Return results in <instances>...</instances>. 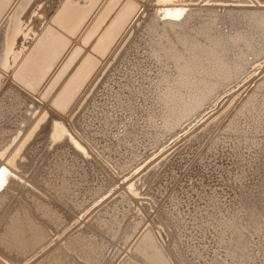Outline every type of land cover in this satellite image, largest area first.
<instances>
[{
    "label": "bare ground",
    "instance_id": "bare-ground-1",
    "mask_svg": "<svg viewBox=\"0 0 264 264\" xmlns=\"http://www.w3.org/2000/svg\"><path fill=\"white\" fill-rule=\"evenodd\" d=\"M18 2L0 0V168L12 173L0 189V258L7 264H172L171 258L264 264V78L202 134L220 125L234 148H253L249 161L234 166L240 183L229 178L236 184L229 205L221 208L226 195L214 203L216 191L209 195L213 213L205 207V214H192V198L189 217L155 205L163 200L154 189L162 162L150 160L209 108L232 101L226 94L253 71L264 73V0H135L139 8L130 21L119 15L126 0H118L87 45L84 37L110 0L86 9L90 15L75 34L58 15L65 0H50L43 18L32 22L35 10L25 15L32 0ZM89 2L71 0L82 10ZM178 8L187 9L180 19L163 18L165 9ZM48 61L51 71L35 83L31 70ZM149 208L157 212L152 227L139 212ZM157 223L170 229L165 243L154 234ZM209 234L212 245L205 241Z\"/></svg>",
    "mask_w": 264,
    "mask_h": 264
},
{
    "label": "rangeland",
    "instance_id": "rangeland-1",
    "mask_svg": "<svg viewBox=\"0 0 264 264\" xmlns=\"http://www.w3.org/2000/svg\"><path fill=\"white\" fill-rule=\"evenodd\" d=\"M15 1V2H14ZM20 1V0H19ZM36 1H38V0H32V2H30V4H29V6H28V8H27V12H26V16H27V14L28 13H30V11H32V9L33 10H35L32 14H31V18H29V20H28V22L30 21V22H32L33 21V19L34 18H43V13H42V11H43V8H40L39 6H38V2H36ZM18 0H13V6L14 5H16L15 7H17L18 6ZM17 3V4H16ZM40 3H42V4H44L45 5V7L46 6H48V5H50V0H40ZM33 4V5H32ZM38 10V11H37ZM41 14V15H40ZM26 16H25V18H26ZM34 17V18H33ZM263 66H264V64H263ZM261 72V69H258V70H256V71H253L246 79H244L239 85H238V87L237 88H235V89H233V90H231L230 92H228L226 95H229V96H233V100L232 101H229V102H227V103H223V102H221V103H219V104H216L215 106H213V108H209L207 111H205L203 114H202V116H200L199 118H198V120L196 121V122H194L193 124H192V126L190 127V128H188L184 133H182L181 135L180 134H178L172 141H171V148L169 149V145L168 146H166V147H163V148H160V150L159 151H157L156 152V155L155 156H153L150 160H156L157 159V161L156 162H162V166L160 165V167L158 166L155 170H156V173H157V180H158V183H155L154 184V189H155V193H156V195H158L160 198H163V200L162 199H160L158 196H157V199L159 200L160 199V201L161 202H159V201H157L156 202V204L155 205H158V206H162L163 204V206L162 207H164L165 208V206H168V207H166V209H169V210H175V211H179V214H181V215H186V217H189V216H191L192 214H194V215H198L199 216V214H201L198 210H200L201 212H202V214H205L206 212H203V210H205V207L207 208V207H209V209L211 208V207H213L214 208V204L212 203L211 205H209L210 204V194H213L215 191L217 192H215V194L217 195L218 194V196H220L219 197V199L217 198L218 196H216L215 198L217 199L216 201L214 200V203L216 202V203H218L219 201H221V202H223L224 201V199H225V202H223V203H221V202H219V203H221L222 204V206H221V208L226 204H230L231 203V201H229L230 199H232V195L233 194H231V193H234V186H236V184H234V183H240V182H238V180L236 179V178H234L235 176H234V173L235 172H233V171H236L235 169V167H236V165H237V163H242V162H247V161H249L250 159H251V157H253L252 156V154H253V152H252V150H253V148L251 147H248V148H245V146H243L242 145V147L241 146H239V147H233L231 144H232V142H231V140L230 139H226V132L225 131H223V129H222V127H220L219 128V126L220 125H217V126H215V127H213V129L212 128H210L209 129V131L208 132H206V134H204V135H202L203 134V131H205V129H207V127L209 126V125H213L214 126V122H216L220 117H223L226 113H227V111H229V110H233L234 108L232 107L233 106V102H236L237 100H239V99H244L245 97H247V95H248V93L251 91V89L252 88H254L255 86H256V84L262 79V78H264V73H260ZM231 108V109H230ZM231 111H229V113L231 112ZM228 113V114H229ZM228 114H227V116H228ZM227 117H225V119H226ZM220 119H222V118H220ZM219 119V120H220ZM219 128V129H218ZM196 129V130H195ZM211 129H212V131H214V132H212L211 131ZM198 130V131H197ZM222 131V132H221ZM194 132V133H193ZM202 132V133H201ZM196 133V134H195ZM225 133V134H224ZM199 134V135H198ZM208 134V135H207ZM221 134V135H220ZM192 135V136H191ZM202 137H201V136ZM215 135V136H214ZM212 136V137H211ZM214 136V137H213ZM225 136V137H224ZM186 137V138H185ZM201 137V138H200ZM220 137V138H219ZM224 137V138H223ZM228 137V136H227ZM183 138H185V141L183 140ZM196 138V139H195ZM203 139V140H202ZM219 139V140H218ZM222 139V140H221ZM224 139H226V141L228 140V142L230 143H228V145H227V143H226V141L224 140ZM200 140V141H199ZM201 143V144H199V142ZM217 141V142H216ZM220 141V142H219ZM216 142V143H215ZM194 143V144H193ZM222 143H223V145H222ZM192 144V146H190ZM197 146H196V145ZM204 144V145H203ZM207 144V145H206ZM213 144H214V146H213ZM226 144V145H225ZM173 145V146H172ZM200 145V146H199ZM216 145H219V147L218 146H216ZM222 145V146H221ZM189 146V147H188ZM195 146H196V148H195ZM232 146V147H231ZM193 147V148H192ZM197 147H198V149H197ZM209 147H210V149H209ZM205 148V149H204ZM208 148V149H207ZM218 148V149H217ZM222 148V149H221ZM223 148H225V149H223ZM232 148V149H231ZM235 150H234V149ZM241 148L242 149H244V150H242L244 153H242V151H239V150H241ZM221 149V150H220ZM236 149H238V153H237V151H236ZM246 149H248L247 151H246ZM250 149H252V150H250ZM207 150V151H206ZM222 150H223V152H222ZM249 150H250V152H252V153H250L249 152ZM203 151V152H202ZM209 151V152H208ZM212 151V152H211ZM221 152V153H220ZM236 152V153H235ZM241 152V153H240ZM179 153V154H178ZM205 153V154H204ZM211 153H214V154H216V155H214V154H211ZM249 155H248V154ZM177 154V155H176ZM204 154V155H203ZM207 154H209V155H207ZM211 154V155H210ZM222 154H224V155H222ZM227 154V155H226ZM234 154V155H233ZM187 155H188V157H187ZM206 155H207V157H206ZM222 155V156H221ZM230 155L232 156V158L230 157ZM236 155V156H235ZM239 155H241V160H240V156ZM243 155V156H242ZM245 155V156H244ZM175 156H176V158H175ZM183 156V157H182ZM210 156V157H209ZM211 156H215V157H211ZM223 156H226V157H223ZM233 156H235V157H233ZM250 156V157H249ZM171 157V158H170ZM179 157V159H177ZM229 157V158H228ZM182 160H181V159ZM189 158H191V159H189ZM221 158V159H220ZM224 158V160H222ZM247 158V159H246ZM165 159V160H164ZM177 159V160H176ZM186 159V160H185ZM189 159V160H188ZM226 159V160H225ZM230 160V161H228V160ZM234 161H233V160ZM238 159V160H237ZM245 159V161H243V160ZM160 160V161H159ZM174 160V161H173ZM176 160V161H175ZM185 160V161H184ZM182 161H184V162H182ZM187 161V162H186ZM173 162V163H172ZM178 162H180L179 164H181V165H179L178 164ZM148 163V162H147ZM147 163H145L144 164V167L147 165ZM167 163V164H166ZM174 165V163H176V165H172V164ZM229 163H231V164H229ZM234 163V164H233ZM154 164L155 163H153L152 164V166H150L149 167V169L148 170H150L151 168H153V166H154ZM196 166H194V165ZM233 164V165H232ZM164 165H166V166H164ZM214 165V166H213ZM220 165V166H219ZM224 165H226L227 167H225ZM231 167H230V166ZM176 166H177V168H176ZM181 168H180V167ZM212 166V167H211ZM235 166V167H234ZM262 166H264V162H262ZM170 167V168H169ZM171 167H172V169H171ZM186 167V168H185ZM199 168V170H198V168ZM228 167H229V169H228ZM233 167V168H232ZM244 167H246V165L244 166ZM142 168H143V166H142ZM161 168V169H160ZM174 168H176L175 169V173H176V171H177V169L179 170V171H177V175L175 176V173H174ZM182 168H184V169H182ZM196 168V169H195ZM224 168V169H223ZM225 168H227V169H225ZM231 168V169H230ZM166 169L168 170V173H167V171H166ZM189 169V170H188ZM210 169V170H209ZM215 169H217V170H215ZM160 170V171H159ZM182 170H184V171H182ZM228 172H226V171ZM232 172H231V171ZM164 171V172H163ZM172 171V172H171ZM199 171H201V172H199ZM204 171V172H203ZM208 171L210 172L209 174H208ZM220 171H223V173L222 172H220ZM169 172H170V174H169ZM180 172V173H179ZM185 172H187V174L185 173ZM225 172V173H224ZM230 172H231V174H230ZM167 173V174H166ZM172 173H173V175H172ZM188 173L191 175V178L192 177H194V178H189L190 177V175H188ZM192 173V174H191ZM195 173H197V174H195ZM198 173H199V176H198ZM202 173H204V174H202ZM220 173V175H218ZM227 173V174H226ZM160 174V175H159ZM162 174L164 175V177L162 176ZM186 174V175H185ZM200 174H201V176H200ZM231 176H229V175ZM232 174H233V176H232ZM167 175H169L170 176V178H172V179H170L169 178V176H167ZM172 175V176H171ZM180 175V176H179ZM184 175V176H183ZM202 175H203V177H204V179L202 178ZM225 175H227V176H229V177H227V176H225ZM175 176V177H174ZM187 176V177H186ZM189 176V177H188ZM197 176V177H196ZM219 176H222L221 177V179H219L220 177ZM174 177V178H173ZM182 177L183 178H185V180H186V182L188 181V183L189 182H191L192 184H193V186H191L192 184L191 183H189V184H184V180L182 179ZM207 177H210V178H207ZM217 177V178H216ZM228 179H227V178ZM167 178H169V179H167ZM189 178V179H188ZM225 180H224V179ZM229 178L231 179V178H233V179H231L234 183H232V181L231 180H229ZM180 179V180H179ZM190 179L191 180H193V181H190ZM199 179V181H197ZM206 179H208V180H206ZM213 179V180H212ZM217 179V180H216ZM219 179V180H218ZM166 180V181H165ZM177 180V181H176ZM195 180V181H194ZM204 180L206 181V183H204ZM211 181V183H210V181ZM225 181L226 183H224V182H221V181ZM170 181V182H169ZM173 181V182H172ZM183 181V182H182ZM214 183H213V182ZM219 181V182H218ZM227 181H229V182H227ZM160 182H163V183H160ZM167 182H169L168 184L165 183ZM182 182V183H181ZM200 182H202V183H200ZM217 184H216V183ZM176 183H177V186H176ZM196 183V184H195ZM198 183H200V184H198ZM221 183H222V185H221ZM230 185H229V184ZM163 184V185H162ZM171 184V185H170ZM180 186H179V185ZM182 184H184V185H182ZM197 184L199 185V186H197ZM205 185V186H202V185ZM211 184V185H210ZM216 185V186H213V185ZM234 185V186H231V185ZM156 185V186H155ZM167 185H169V187L171 188H169ZM183 187H182V186ZM223 185H228V186H230V187H233V188H229L228 186H223ZM165 186H167V188H164ZM185 186V187H184ZM196 187V189L195 188H193V187ZM201 186H202V188H201ZM209 187V188H212V186H213V188H212V190L210 189L209 190V188H206V187ZM211 186V187H210ZM218 186H219V191H218ZM220 186H222V187H220ZM177 187V188H176ZM188 187V188H187ZM191 187V188H190ZM215 187L217 188L216 190H215ZM227 187H228V189H227ZM166 190L165 191V193H167V194H164V189ZM184 190H186L185 192H183V193H181L182 192V190L183 189ZM187 188V189H186ZM222 188V189H221ZM163 189V190H162ZM178 189V190H177ZM192 189H193V192L195 193H193L192 192ZM198 189V190H197ZM226 189H227V191H226ZM236 189H238L237 187H236ZM158 190H161V191H158ZM168 190V191H167ZM179 190H180V192H179ZM189 191V194L190 193H192V194H190V195H188V191ZM196 190V191H195ZM204 192H203V191ZM209 190V191H208ZM214 190V191H213ZM224 190H225V193L223 194L222 192H224ZM231 191V192H228V191ZM176 191H178V192H176ZM198 191L199 192H201V193H199V195L200 194H202V195H198ZM220 191H222V192H220ZM174 192V193H173ZM176 192V193H175ZM197 192V193H196ZM205 192H207V194L205 193ZM228 192V194H226ZM173 193V194H172ZM180 194V195H177V194ZM187 193V194H186ZM204 193H205V195H206V197H205V195H204ZM220 193V194H219ZM184 194V195H183ZM186 194V195H185ZM222 194V195H221ZM229 194H230V197H229ZM172 195H174V196H172ZM177 195V196H176ZM188 195V197L186 198L185 196H187ZM196 196V198H195V196ZM226 195V197H224V199H223V196H225ZM227 195H228V197H227ZM171 196H172V198H171ZM182 196H184V198L186 199H184ZM190 196V197H189ZM203 196V197H202ZM168 197H170V198H168ZM174 197H175V199H174ZM179 197H180V200H177V199H179ZM201 199H200V198ZM205 197V198H204ZM181 198H183L184 199V202H185V204H184V202H183V199L181 200ZM189 198H195V199H191V201H190V199ZM205 199V200H202V199ZM221 198H222V200H221ZM165 199H166V201H165ZM187 199H188V201H187ZM197 199V200H196ZM206 199L207 200H209V201H207L206 202ZM229 199V200H228ZM219 200V201H218ZM165 201V202H164ZM177 201H180V203L179 202H177ZM182 201V202H181ZM186 201L188 202V205H186L187 203H186ZM192 203H190V202ZM192 201H194V202H192ZM199 201H201V202H199ZM228 201V203H226ZM167 202H171V203H167ZM203 202H205V205L206 206H204L203 204ZM101 203L102 202H98L97 204H95L93 207H91V209L89 210V212H88V214H86L87 215V218H86V221H87V219H90V218H92L93 217V215H94V213L98 210V208L101 206ZM161 203H163V204H161ZM166 203V204H165ZM172 203H174V205L172 204ZM195 203H200V205H198L197 204V206H199V207H197L196 206V204ZM209 203V204H208ZM260 203L262 204L263 203V201L261 202L260 201ZM168 204V205H167ZM169 204H171V206H174V207H172L171 208V206L169 205ZM178 204V205H177ZM181 204V205H180ZM185 206V208H184V206ZM192 206H191V205ZM220 204V205H221ZM228 204V205H229ZM177 205V206H176ZM189 205H190V207H192L193 209H194V211H193V209L191 208L190 209V207H189ZM194 205V206H193ZM264 205V204H263ZM178 206H183V207H180L181 208V210H177V208H175V207H178ZM186 206H187V208H189V210H186ZM211 206V207H210ZM195 207H197V208H195ZM204 207V208H203ZM138 208H140L139 206H138ZM179 208V207H178ZM179 208V209H180ZM201 208V209H200ZM213 208H211L210 210H212V211H210L208 208V210H207V213L210 211V212H215V210L213 209ZM183 209V210H182ZM144 210V209H143ZM185 210V213L183 212ZM191 210L193 211L192 212V214H191ZM195 210H197L196 211V213H195ZM190 211V212H189ZM139 212H142L141 214L143 215V216H146V218L145 219H147V223H148V226L149 227H152L153 225H152V220H154V219H157V212L155 213L154 212V210L153 209H151V208H149V211H148V213L147 212H143V211H141V209L139 210ZM153 212V213H152ZM183 212V213H182ZM190 213V215H188V213ZM197 212H199V213H197ZM263 213H264V207H263V211H262ZM146 213V214H145ZM212 213H210V214H212ZM262 213V215H264ZM92 215V216H91ZM151 215H153L152 216V218L150 217ZM155 215H156V218H155ZM188 215V216H187ZM147 216L149 217V218H147ZM185 217V216H184ZM158 225L156 226L155 224V226H156V230L154 229V234L156 235V237H158L159 236V238H161V240L162 239H164V240H162L163 242L164 241H168L169 240V236H168V232H165L166 230H170V229H168L166 226V230H165V227H163V225L162 224H160V223H157ZM81 225V224H80ZM79 225V226H80ZM83 225V224H82ZM161 228H160V227ZM159 229H160V231H159ZM142 232H139L132 240H131V242L129 243V245L128 246H133V245H135V243H136V241H138V239H139V234H141ZM165 233V234H164ZM208 237H206L207 239H205V241L209 244V245H212V243L210 244V242H211V239L209 238L211 235L209 234V235H207ZM166 238V239H165ZM209 238V239H208ZM168 239V240H167ZM165 243V242H164ZM121 244H119V246H120ZM124 256V255H123ZM171 261V263L172 264H176L177 263V261L176 260H174V258H173V260H172V258L170 259ZM175 261V262H174Z\"/></svg>",
    "mask_w": 264,
    "mask_h": 264
},
{
    "label": "snow or ice",
    "instance_id": "snow-or-ice-1",
    "mask_svg": "<svg viewBox=\"0 0 264 264\" xmlns=\"http://www.w3.org/2000/svg\"><path fill=\"white\" fill-rule=\"evenodd\" d=\"M174 0H156L157 4H171ZM99 3V0H90V2L85 6V9H80L79 5H73L71 3V0H65V4L63 5V8L61 9V12L58 14L59 16H62L65 18V26L66 30L70 32V34H75L79 30L80 27H82V20L85 16L90 15V13L86 10L88 8L93 7L95 4ZM118 4V0H110L109 9L105 11V13L101 16L100 20L97 21V25L95 28L92 29L88 33L87 36L84 37L83 44L87 45L90 42V39L93 35V33L98 29L100 25V21L104 19V16L108 15L110 11L113 10V6ZM38 6L40 8L45 7L44 4L39 3L38 0ZM75 7V11L65 16V10ZM139 5L135 3V0H126L124 9L119 13V15L123 16L126 20H131V16L135 14V10H138ZM187 11V9H181L178 8L174 12L169 11L168 9H165L162 13L163 18H170V19H180L183 14ZM83 13V14H81ZM77 51H80V49H77ZM71 63V61H69ZM67 67V65L65 66ZM51 71V61H48L46 63L38 64L31 70V76L34 78L35 83H41L43 82L44 77L48 72ZM63 74V73H62ZM61 77L57 76L55 80L52 81V84L55 85ZM35 86V85H33ZM57 130H60V125H57ZM0 159H3V157H0ZM9 164L12 163L11 160L8 161ZM12 173L9 171L7 167L0 168V189L4 187V185L7 183V180L5 177L11 176ZM0 264H7V261L3 258H0Z\"/></svg>",
    "mask_w": 264,
    "mask_h": 264
}]
</instances>
